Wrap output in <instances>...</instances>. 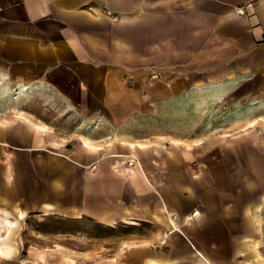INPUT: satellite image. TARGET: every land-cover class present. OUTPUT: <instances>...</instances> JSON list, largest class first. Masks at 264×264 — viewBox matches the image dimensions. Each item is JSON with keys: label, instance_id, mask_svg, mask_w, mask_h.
Instances as JSON below:
<instances>
[{"label": "crops", "instance_id": "0c3cea01", "mask_svg": "<svg viewBox=\"0 0 264 264\" xmlns=\"http://www.w3.org/2000/svg\"><path fill=\"white\" fill-rule=\"evenodd\" d=\"M254 114L264 0H0V264H264ZM49 216L154 230L96 258L26 244Z\"/></svg>", "mask_w": 264, "mask_h": 264}, {"label": "rangeland", "instance_id": "374dc122", "mask_svg": "<svg viewBox=\"0 0 264 264\" xmlns=\"http://www.w3.org/2000/svg\"><path fill=\"white\" fill-rule=\"evenodd\" d=\"M227 119L223 117L222 124H228ZM245 121L253 122L254 126L264 124V116L250 115ZM245 121L243 122L246 123ZM78 125L81 127V124ZM229 131V127H222L216 133L227 135ZM153 230L149 223H141L137 226L120 222L102 225L88 220L70 221L53 216L42 220L30 217L23 231V240L26 244L46 247L47 250L63 247L89 251L88 255L96 258L113 256L128 244L147 237ZM158 243L154 246H162Z\"/></svg>", "mask_w": 264, "mask_h": 264}, {"label": "built area", "instance_id": "2783aa9c", "mask_svg": "<svg viewBox=\"0 0 264 264\" xmlns=\"http://www.w3.org/2000/svg\"><path fill=\"white\" fill-rule=\"evenodd\" d=\"M239 12H243V8L242 7H240V8H238L237 9ZM130 157H132V159H130L131 161L129 162V163H132L133 161H135L136 160V157L134 156V155H131ZM199 212L197 211V210H193L191 213H190V215H189V218L190 219H193V218H198L199 217ZM179 231V230H181L178 226H175V225H172L171 227H170V229L168 230V232H166L165 234H167V233H171V232H173V231ZM166 236V235H165ZM165 244V238H163L162 240H160L159 241V243H158V245H164Z\"/></svg>", "mask_w": 264, "mask_h": 264}]
</instances>
